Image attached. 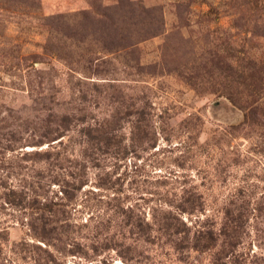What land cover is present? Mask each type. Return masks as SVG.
Listing matches in <instances>:
<instances>
[{
	"label": "rangeland",
	"instance_id": "374dc122",
	"mask_svg": "<svg viewBox=\"0 0 264 264\" xmlns=\"http://www.w3.org/2000/svg\"><path fill=\"white\" fill-rule=\"evenodd\" d=\"M0 264H264V0H0Z\"/></svg>",
	"mask_w": 264,
	"mask_h": 264
},
{
	"label": "trees",
	"instance_id": "16d2710c",
	"mask_svg": "<svg viewBox=\"0 0 264 264\" xmlns=\"http://www.w3.org/2000/svg\"><path fill=\"white\" fill-rule=\"evenodd\" d=\"M192 210H195V208H192ZM206 235H207L206 238H204V236L203 237L201 236V238L196 237V240L194 241L192 248L195 249L198 248V246L201 247L202 249L209 248L211 246V243L214 242V237H212V233L211 236L208 235V233H206ZM202 238L204 241H202V243L200 244V239Z\"/></svg>",
	"mask_w": 264,
	"mask_h": 264
}]
</instances>
